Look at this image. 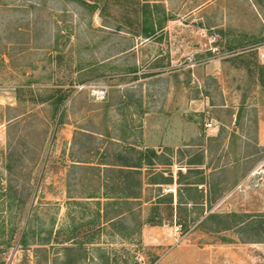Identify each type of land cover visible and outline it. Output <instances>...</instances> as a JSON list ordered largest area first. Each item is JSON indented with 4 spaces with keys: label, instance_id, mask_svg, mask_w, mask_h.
Masks as SVG:
<instances>
[{
    "label": "rangeland",
    "instance_id": "rangeland-1",
    "mask_svg": "<svg viewBox=\"0 0 264 264\" xmlns=\"http://www.w3.org/2000/svg\"><path fill=\"white\" fill-rule=\"evenodd\" d=\"M84 1L0 0V264H264L247 64L264 63V0ZM143 2L161 5L147 38ZM129 145L157 156L140 201L117 195L105 221L100 162Z\"/></svg>",
    "mask_w": 264,
    "mask_h": 264
},
{
    "label": "trees",
    "instance_id": "trees-1",
    "mask_svg": "<svg viewBox=\"0 0 264 264\" xmlns=\"http://www.w3.org/2000/svg\"><path fill=\"white\" fill-rule=\"evenodd\" d=\"M82 4L85 6L95 8V3H88L84 0H80ZM142 15L144 16L145 24L142 25V33L144 37H151L155 33V25L158 26V28H161L162 24L161 22H154L153 20V10H160L161 8L159 2H143L141 5ZM163 11V18L168 19V17L164 14L165 10L162 8ZM249 39L247 41H244L243 39H238L237 43L234 44L235 46H246V43H254L259 41L262 38H254ZM234 46V47H235ZM233 48V45H232ZM245 50V48L243 49ZM247 50V49H246ZM255 53V52H254ZM254 64L255 69H250L252 75L255 77V81H257L258 86L264 90V63L259 61H247V64ZM68 93L65 92H58L54 99V104L56 106V112L59 109V106H61ZM125 97V96H123ZM121 97V103H126L127 101ZM60 122V115L57 120ZM145 150H142V148H136L134 145H129L127 148H125L124 151H119L115 153H106L103 154L102 158L106 159L108 157H113L109 160H102L100 162L102 165H104L103 170L105 172V175L107 178H109V182L104 184L102 186V192L98 196H102L105 200L103 204V213L102 217L105 219V221H113L112 217H107V210L108 206H115L118 204V202L115 200L119 198L120 200H123L124 203L129 204L130 201H140L141 198V188H142V177H141V169L142 167H148L150 165H153V157H156V152L153 148L145 147ZM86 162V161H84ZM72 165H75V163H72ZM80 165V164H78ZM97 167V168H96ZM99 167L97 165H89V169H97L98 175H99ZM177 175H182V172H177ZM105 177V178H106ZM106 178V180H107ZM161 181L165 182L167 179L161 176ZM154 181H159L155 180ZM178 181V180H177ZM96 192H92L90 197H98L95 195ZM115 193V194H114ZM118 195V196H117ZM117 196V198H116ZM101 216V215H100ZM220 216L218 213L211 212L208 217H215ZM225 216H232V214H226ZM223 217V216H220ZM225 222V220H223ZM222 221V222H223ZM227 223V222H226ZM230 227V225L226 224V227Z\"/></svg>",
    "mask_w": 264,
    "mask_h": 264
},
{
    "label": "crops",
    "instance_id": "crops-1",
    "mask_svg": "<svg viewBox=\"0 0 264 264\" xmlns=\"http://www.w3.org/2000/svg\"><path fill=\"white\" fill-rule=\"evenodd\" d=\"M155 1H158V0H155ZM163 1V0H162ZM201 6V4L200 5H197V7L196 8H199ZM143 169H146V167H142V169H141V177H142V182H143V175H142V170ZM154 173V172H153ZM172 177V176H171ZM172 183V182H176V183H180V182H178L177 180H169V181H165V182H163V181H161V180H159V181H154L153 180V178H151V180L149 181V184L151 185V184H153V185H160V184H163V183ZM171 190L170 191H173V189L172 188H170ZM220 250H218V252H217V257H221V256H219V254L221 253V252H219ZM224 251V250H223ZM226 251L227 252H225L224 253V255L225 254H227V255H230L233 259H234V257H236V256H238L239 257V254L237 253V252H235V250L233 251V250H228V249H226ZM228 251H230V252H228ZM212 257L211 258H213L214 256L213 255H211Z\"/></svg>",
    "mask_w": 264,
    "mask_h": 264
},
{
    "label": "built area",
    "instance_id": "built-area-1",
    "mask_svg": "<svg viewBox=\"0 0 264 264\" xmlns=\"http://www.w3.org/2000/svg\"><path fill=\"white\" fill-rule=\"evenodd\" d=\"M262 46L258 45L257 46V49H261ZM261 56L264 57V53H261ZM208 127H212L214 125V122L213 121H208L207 124H206Z\"/></svg>",
    "mask_w": 264,
    "mask_h": 264
}]
</instances>
